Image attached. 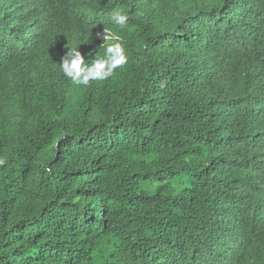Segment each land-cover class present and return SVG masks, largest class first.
<instances>
[{"label": "trees", "instance_id": "obj_1", "mask_svg": "<svg viewBox=\"0 0 264 264\" xmlns=\"http://www.w3.org/2000/svg\"><path fill=\"white\" fill-rule=\"evenodd\" d=\"M0 158V264H264V0H0Z\"/></svg>", "mask_w": 264, "mask_h": 264}, {"label": "clouds", "instance_id": "obj_2", "mask_svg": "<svg viewBox=\"0 0 264 264\" xmlns=\"http://www.w3.org/2000/svg\"><path fill=\"white\" fill-rule=\"evenodd\" d=\"M129 19V15L119 9L109 14V20L121 29L127 26ZM101 35L103 38H100ZM98 38L107 43L104 44L103 54L94 58L90 64L85 63V58L77 47L67 50L61 57L60 71L72 84L87 87L91 81H104L128 63L125 46L119 34L111 29H103ZM6 163V159L0 158V166Z\"/></svg>", "mask_w": 264, "mask_h": 264}, {"label": "rangeland", "instance_id": "obj_3", "mask_svg": "<svg viewBox=\"0 0 264 264\" xmlns=\"http://www.w3.org/2000/svg\"><path fill=\"white\" fill-rule=\"evenodd\" d=\"M100 38H103V36L101 35ZM175 184H176V183H174V185H175ZM174 185H173L172 188H174ZM176 192H177L176 190H173V191H172V193H176Z\"/></svg>", "mask_w": 264, "mask_h": 264}]
</instances>
